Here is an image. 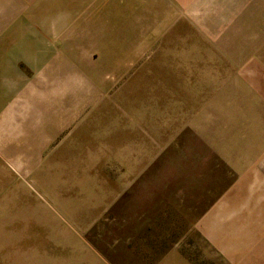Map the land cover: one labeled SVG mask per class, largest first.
Segmentation results:
<instances>
[{"label": "rangeland", "instance_id": "374dc122", "mask_svg": "<svg viewBox=\"0 0 264 264\" xmlns=\"http://www.w3.org/2000/svg\"><path fill=\"white\" fill-rule=\"evenodd\" d=\"M24 1L0 0V42L8 44L0 45V101L11 100L23 78L56 74L63 55L84 59L81 72L90 81L44 79L42 108L53 98L58 116L79 112L42 132L27 163L10 151L20 133L2 127L0 264H165L173 248L191 264H221L192 228L221 192L190 191L233 176L222 148L264 125L262 86L247 84L250 37L238 35L245 22L233 16L261 13L264 4L191 5L189 20L172 21L157 43L117 74L101 73L104 84H96L90 65L98 52L71 53L70 0H46L51 11L39 12L46 15L40 22L27 13L35 0ZM105 5L98 8L100 27L108 19L102 14L118 9ZM237 35L243 41L235 49ZM259 39L255 33V44ZM230 50L242 57L237 67ZM260 50L253 51L255 77L262 73ZM40 120L45 125V115Z\"/></svg>", "mask_w": 264, "mask_h": 264}, {"label": "crops", "instance_id": "0c3cea01", "mask_svg": "<svg viewBox=\"0 0 264 264\" xmlns=\"http://www.w3.org/2000/svg\"><path fill=\"white\" fill-rule=\"evenodd\" d=\"M30 1L25 0L22 6H28ZM247 1L249 0H218V3L234 5L235 10L242 4H264V0ZM49 2L51 1L35 0V4L29 6L27 13L32 22H40L46 17L39 12L51 11L49 7L45 9ZM200 2L202 0H70L72 18L69 21L68 42L74 48L71 53L75 56L79 54L80 57L88 49L98 52V60L90 66L94 70V78L97 79L95 83L104 84L100 79L101 73L110 71L117 74L124 70L127 61L135 60L137 54L158 42V37L169 30L172 21L189 20L192 10L190 6ZM103 3L107 4V8L115 3L118 9L113 10V7V11L108 12L112 14H102L103 18L108 19L106 25L100 27L98 8ZM56 12L54 11L53 15ZM233 16L235 21L245 22L240 25L238 35L243 39L250 37L245 42L244 60L246 66L251 64L253 68L251 76L250 68L246 69L249 78L247 84L261 85L260 93L264 101V11L250 12L245 16L235 12ZM258 21H261V28L254 30V22L257 24ZM234 26L238 29L237 23ZM56 33L55 31L54 34ZM255 33L256 37H260L256 44ZM238 35L233 36L232 40L235 49H238L237 46L243 41H239ZM0 45L8 47L6 42L1 41ZM255 47L261 49L258 53L262 55L257 57L262 64L261 77H255L254 74V67L257 68L253 58ZM230 51L232 53V50ZM234 54L233 56L232 53L230 62L237 67L242 57L237 51H234ZM62 59H65L67 64L62 63ZM59 61L62 64L58 66L59 71L56 74L50 70L40 72L33 80L23 78L22 88L14 97L0 101V105L6 104L4 109L0 108V133L3 126V131L12 130L14 135L20 133L17 141L19 147L11 148L10 151L19 153L25 163L30 157L33 158L34 154H38L42 132L53 133L57 130L55 127H61L79 112L75 110L72 114L58 116L53 98L49 99L51 104L42 108L39 99L45 90L44 79L49 77L50 80H57L62 75L65 78L79 77L90 81L88 75L81 72L87 66H83L84 59H68L63 55ZM43 115L46 121L45 125L41 126L40 119ZM67 116L70 118L61 120ZM249 128L251 130L248 133L252 135H247L245 140L230 139L227 146L222 148L223 158L227 159L232 170H235L233 176L230 174V178L224 181L221 178L215 180L207 189L203 184H199L190 191L221 192L209 202L192 224V228L199 233L221 264H264V125L258 124ZM163 259L165 264L169 259L191 264L175 248L168 251Z\"/></svg>", "mask_w": 264, "mask_h": 264}]
</instances>
